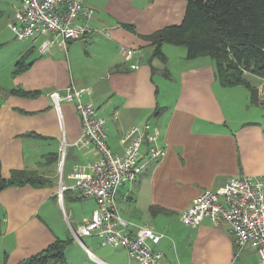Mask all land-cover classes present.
I'll return each instance as SVG.
<instances>
[{"label": "crops", "instance_id": "crops-1", "mask_svg": "<svg viewBox=\"0 0 264 264\" xmlns=\"http://www.w3.org/2000/svg\"><path fill=\"white\" fill-rule=\"evenodd\" d=\"M86 1L96 10L94 32L70 42L66 51L55 46L47 54L40 48L50 35L26 40L38 46V57L29 61L33 64L25 73H12L14 87L0 103L3 177L9 178L14 170H30L52 180L45 188L0 192V264H19L57 239H73L70 226L77 230L96 208L93 199L72 190L64 192L62 200L59 197L61 180L72 187L76 168H87L98 158L93 146L77 145L83 127L74 104L63 103L61 120L49 97L71 84L91 88L85 100L94 102L106 118L113 153H124L121 139L134 126L150 123L160 132L161 157L135 182L125 184L117 197L125 220L165 234L151 246L162 253L160 264H260L251 247L236 256L228 224L216 226L207 219L190 228L181 221V212L204 190H217L230 177L264 176V105L261 101L252 105L244 86H223L210 57L189 60L185 47L169 44L162 47L166 62L154 57V47L144 38L180 25L186 0ZM19 7L20 2L12 23ZM127 49L136 50L129 62ZM30 50V45L23 48L18 60ZM249 80L260 100L263 79L249 76ZM13 89L41 93L24 98L10 94ZM158 108L163 111L155 115ZM63 137L66 156L61 176ZM144 144L148 154V143ZM66 256L69 264H137L124 249L104 247L96 237H84L82 243L75 239Z\"/></svg>", "mask_w": 264, "mask_h": 264}, {"label": "built area", "instance_id": "built-area-1", "mask_svg": "<svg viewBox=\"0 0 264 264\" xmlns=\"http://www.w3.org/2000/svg\"><path fill=\"white\" fill-rule=\"evenodd\" d=\"M17 21L11 29L20 41L33 40L38 36L50 35L40 52L50 53L57 46L66 51L69 43L94 32L96 10L86 0H18ZM103 32V30H102ZM136 53L127 49L125 60L131 61ZM137 69V65L131 66ZM91 88L69 85L63 92L49 94L55 110L62 120V105L72 103L82 121V135L77 145L93 146L98 152L96 161L87 168L77 167L71 176L75 180L72 187L60 184V200L64 192L75 191L82 198L93 199L96 208L91 217L77 230L71 227L74 238L82 243L84 237H96L102 246L122 248L129 260L137 264H160L163 255L151 246L158 245L165 237L152 226H135L125 220L118 209L117 197L120 189L133 183L143 174L151 162L162 155L158 147L160 132L147 123L143 127L134 126L121 139L124 153H113L108 144L105 129L106 118L100 115L98 107L85 97ZM146 151L143 152L144 143ZM66 141L60 151L61 176L66 156ZM218 226H230L235 239L236 254L239 256L247 247L255 249L264 264V176H234L217 189L204 190L194 202L181 212V221L190 228L199 227L205 220ZM89 252V250H87ZM101 264H106L101 262Z\"/></svg>", "mask_w": 264, "mask_h": 264}, {"label": "trees", "instance_id": "trees-1", "mask_svg": "<svg viewBox=\"0 0 264 264\" xmlns=\"http://www.w3.org/2000/svg\"><path fill=\"white\" fill-rule=\"evenodd\" d=\"M186 1L187 12L180 25L166 27L144 38L154 47V57L167 61L162 51L165 44L185 47L189 60L210 57L220 83L225 87H246L251 104L258 105V90L249 76L264 79V0ZM32 51L16 62L14 76L25 73L32 66L33 62H27ZM40 93L24 89L10 91V94L24 98H34ZM162 111L158 108L155 115ZM28 135L38 137L33 133ZM51 184L52 180L38 171L14 170L9 178H4L0 162V192L12 187L38 189ZM74 242V238L57 239L19 264H69L66 251Z\"/></svg>", "mask_w": 264, "mask_h": 264}, {"label": "rangeland", "instance_id": "rangeland-1", "mask_svg": "<svg viewBox=\"0 0 264 264\" xmlns=\"http://www.w3.org/2000/svg\"><path fill=\"white\" fill-rule=\"evenodd\" d=\"M18 3V0H0V103L9 97L7 91L14 87L12 73L20 51L30 45L34 51L30 54L27 62L38 57V46L32 47L29 41L18 40L11 29ZM261 85L262 92L259 101H261V105H264V79ZM84 202H80V204ZM104 250L111 251L107 248Z\"/></svg>", "mask_w": 264, "mask_h": 264}]
</instances>
